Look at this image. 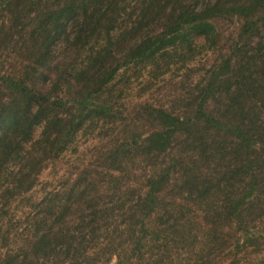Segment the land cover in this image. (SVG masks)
<instances>
[{
	"label": "trees",
	"instance_id": "trees-1",
	"mask_svg": "<svg viewBox=\"0 0 264 264\" xmlns=\"http://www.w3.org/2000/svg\"><path fill=\"white\" fill-rule=\"evenodd\" d=\"M0 264H264V0H0Z\"/></svg>",
	"mask_w": 264,
	"mask_h": 264
},
{
	"label": "rangeland",
	"instance_id": "rangeland-1",
	"mask_svg": "<svg viewBox=\"0 0 264 264\" xmlns=\"http://www.w3.org/2000/svg\"><path fill=\"white\" fill-rule=\"evenodd\" d=\"M232 28L224 30L225 33L231 31ZM209 58V55L197 58L193 63L192 67L200 68L204 65ZM187 74V75H186ZM197 76L195 74H189L185 70H172L167 72L163 77L152 79L147 81L146 75L143 73L142 76H136L131 78L129 86L126 88L125 97L129 103H134L138 99L148 98L153 99L152 101H160L165 103L166 97L173 94V92L166 93L173 89L175 86L178 88L182 85L185 80L194 79ZM159 93V95H158ZM87 139V138H86Z\"/></svg>",
	"mask_w": 264,
	"mask_h": 264
},
{
	"label": "water",
	"instance_id": "water-1",
	"mask_svg": "<svg viewBox=\"0 0 264 264\" xmlns=\"http://www.w3.org/2000/svg\"><path fill=\"white\" fill-rule=\"evenodd\" d=\"M3 2L5 1V0H2Z\"/></svg>",
	"mask_w": 264,
	"mask_h": 264
}]
</instances>
